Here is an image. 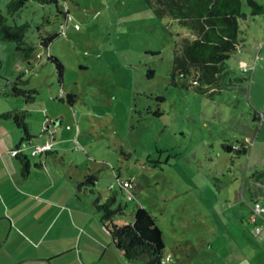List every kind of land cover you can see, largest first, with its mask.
Wrapping results in <instances>:
<instances>
[{
    "label": "rangeland",
    "instance_id": "rangeland-1",
    "mask_svg": "<svg viewBox=\"0 0 264 264\" xmlns=\"http://www.w3.org/2000/svg\"><path fill=\"white\" fill-rule=\"evenodd\" d=\"M256 1L264 6V0ZM9 2L0 0V11L9 25L30 23L27 43L37 45L40 35L57 33L63 22L54 5L38 0H29L19 14L8 16ZM57 3L69 16L64 32L28 61L0 34V114L27 110L25 122L33 136L27 144L12 119H0V164L5 166L0 182L9 183L0 193H11V183L21 191L37 186L31 182L41 179L44 169L35 168V163L43 162L47 182L48 176L60 173L59 180L73 189L66 190L72 196L67 206H78L81 214L96 218L95 198L105 202L110 184L118 187V175L135 183L134 197L127 201L125 189L117 193L113 207L121 204L124 212L112 222H133L134 209L142 206L162 231L165 264H201L198 240L215 241L206 227L222 220L224 235L233 230L244 168L253 159L264 162V15L251 16L246 1H241L246 17L239 19L240 44L224 66L230 78L244 81L212 94L171 84L173 46L191 35L176 22L154 16L144 0ZM48 53L63 65L61 81L46 59ZM242 63L252 68L251 74L244 73ZM14 86L35 90L34 99L26 102L22 95L15 96ZM66 94L73 95L72 105ZM44 139L52 147L49 155L34 154ZM4 140L8 149H3ZM222 144L248 150L226 151ZM18 145L30 162L25 186L15 182L13 171L15 166L21 169L10 152ZM86 174L97 176L95 192L76 195V182ZM56 191L51 189V194ZM79 214L76 224L81 223ZM64 218L55 221L52 234H57L60 222L62 229L72 231L75 224ZM220 240L216 237L217 243ZM145 261L139 256L135 263Z\"/></svg>",
    "mask_w": 264,
    "mask_h": 264
},
{
    "label": "trees",
    "instance_id": "trees-1",
    "mask_svg": "<svg viewBox=\"0 0 264 264\" xmlns=\"http://www.w3.org/2000/svg\"><path fill=\"white\" fill-rule=\"evenodd\" d=\"M29 0H10L6 6V15L13 16L19 14L26 6ZM42 5H54L57 14H61L63 22L58 25V32L53 35L39 36L37 45L25 41V33L29 28V22L20 24H7V17L0 11V34L4 41H12L15 49L20 52L23 59L28 61L41 48L46 51L48 44L59 34L64 32V25L69 16L67 9L59 10L57 0H38ZM146 5L154 16L176 22L180 27L189 31L191 37H182L176 41L173 46L172 66L170 82L172 85L180 87L193 86L198 93H205L211 90L212 94L218 92L221 87H233L244 81V77H229V72L224 66V62L230 57V53L237 49L240 44L239 19L245 18L241 10L242 0H144ZM250 8V15H264V6L256 0H245ZM39 30L38 27H35ZM179 34H177L178 36ZM47 53V52H46ZM52 62L61 81L63 65L56 56L49 53L46 57ZM241 69L244 73H252V68L245 67ZM152 73V71L150 72ZM229 77V78H228ZM224 80H227L224 82ZM217 89V90H216ZM11 93L15 96L22 95L26 102L34 99L32 93L35 90L18 89L14 86ZM62 100L61 94H58ZM69 105L73 103V95L66 94ZM27 110H11L0 114V119H12L15 125L25 133L21 140L32 138L26 125ZM255 119L257 117H254ZM65 129H69L66 125ZM53 139V138H52ZM226 151L238 150L242 154L247 153V147L230 146L222 144ZM51 148V145H50ZM76 149V148H75ZM50 150V149H49ZM46 151V150H44ZM48 151V150H47ZM14 157L20 161L21 174L25 175L28 168V158L23 153H15ZM41 166L42 163H37ZM118 187L110 184L109 191L111 195L107 196L106 201L100 203V196L94 200L93 209L99 216L101 224L108 230L114 247L120 251V255L125 262L135 264L139 256H145L146 261L143 264H165L163 262L164 244L162 241V231L156 224V219L142 206H136L134 209V220L131 223L121 225L114 224L113 217L118 213H123L121 204L113 207L116 201L117 193L123 189L126 191L127 201L134 197L133 190L135 183L129 179H119L116 176ZM123 180L133 183V189L128 193L125 186L120 183ZM97 176L95 174H86L77 184L78 192L82 190L95 192V183ZM130 194V195H129ZM128 195L130 197H128ZM256 202V201H255ZM260 203V202H259ZM254 204V203H253ZM261 204V203H260ZM252 213V212H251Z\"/></svg>",
    "mask_w": 264,
    "mask_h": 264
},
{
    "label": "crops",
    "instance_id": "crops-1",
    "mask_svg": "<svg viewBox=\"0 0 264 264\" xmlns=\"http://www.w3.org/2000/svg\"><path fill=\"white\" fill-rule=\"evenodd\" d=\"M26 140L28 144L31 137ZM1 143L3 149H6V141ZM45 143L50 144L44 139V142L37 146ZM252 149L253 147L249 151V159L252 158ZM50 150L39 154H48ZM10 152H12V157L15 152L20 154V145L15 151L11 149ZM41 163V166L35 163V168L44 169L41 171L43 177L31 182L32 184L37 183V186H27L21 191L11 183L16 192L12 189L11 193H0V264H132L125 262L120 251L114 247L111 236L101 224L98 215L95 216L96 218L86 217L85 214L80 213L78 206L73 207L72 204V207L67 206L72 203V196H69L70 193H66V190L69 189V192L73 193L71 191L73 189L61 179L59 180L61 174L58 172L55 176L52 174L48 176L49 182H47L45 175L48 174L44 163ZM4 169L5 166L1 163L0 170ZM21 170L22 167L19 169L15 166L13 170L17 177L15 182L18 184L21 182L19 186L28 185L29 159L26 174L22 175ZM2 175L4 172L0 180L5 178ZM241 178L239 192L241 208L236 210V225L233 226V230L229 228L231 232L226 235L223 234L227 232V229L224 228L222 220L220 223L213 224L214 228L207 229L206 227V231L214 235L215 241L211 242L203 238L198 240L197 246L202 248V251L199 250L202 255L199 262L201 264L203 260L205 264H264V211L260 215L255 214L254 221L250 220L255 201L260 202L264 207V162L258 163L253 159L250 164L247 163ZM80 181L79 179L76 183ZM5 182L7 185L0 182V189L9 186L6 180ZM51 189H57L58 192L51 194ZM74 190L77 195V185ZM75 212L82 215L78 220L81 223L76 224L78 215ZM218 216L217 219H219ZM64 217L71 226L75 224L73 232L69 231L71 229L67 232L66 229H62L60 222L57 234H52L51 229L55 221L59 218L65 219ZM255 228L259 229L257 236L253 234ZM7 229V235L2 240ZM216 237L222 240L217 243Z\"/></svg>",
    "mask_w": 264,
    "mask_h": 264
},
{
    "label": "built area",
    "instance_id": "built-area-1",
    "mask_svg": "<svg viewBox=\"0 0 264 264\" xmlns=\"http://www.w3.org/2000/svg\"><path fill=\"white\" fill-rule=\"evenodd\" d=\"M242 65H244V64L242 63ZM49 149H50V144L45 143L43 145L35 147L34 153L35 154L36 153H40V152H42L44 150H49ZM120 183H122V185L125 186V188L127 189L128 193H130V189H133V187H134L133 183L132 182H127V180H123ZM129 195H128V197H130ZM263 211H264V207L259 202H257V201L254 202L252 213L250 214V220L254 221V218H255L254 215L255 214L256 215H260L261 213H263ZM258 233H259V229L255 228L253 230V234L257 236Z\"/></svg>",
    "mask_w": 264,
    "mask_h": 264
}]
</instances>
